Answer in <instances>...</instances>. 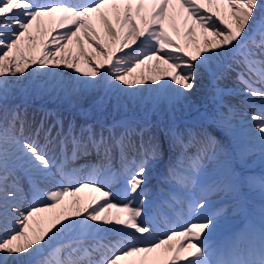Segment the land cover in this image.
Returning <instances> with one entry per match:
<instances>
[{"label":"snow or ice","instance_id":"snow-or-ice-1","mask_svg":"<svg viewBox=\"0 0 264 264\" xmlns=\"http://www.w3.org/2000/svg\"><path fill=\"white\" fill-rule=\"evenodd\" d=\"M221 68L239 88L220 86ZM205 75L213 99L247 98L250 145L175 126L145 140L126 120L101 119L113 98L117 109L142 101L146 89L134 86L148 79L153 98L180 104ZM16 89L62 91L85 122L47 125L46 114L25 136L8 107ZM229 117L219 123L235 134ZM165 149L166 187L149 201ZM257 151L264 160V0H0V264H264V175L233 165V152L243 164ZM209 166L222 179H202ZM243 186L262 197L258 219L215 239L226 209L209 196L239 207Z\"/></svg>","mask_w":264,"mask_h":264},{"label":"rangeland","instance_id":"rangeland-1","mask_svg":"<svg viewBox=\"0 0 264 264\" xmlns=\"http://www.w3.org/2000/svg\"><path fill=\"white\" fill-rule=\"evenodd\" d=\"M49 67H52V66H49ZM68 71H66L65 69V73H68L70 71V69H67ZM140 71H144L146 74L148 72L147 68H142V69H138L137 70V74L140 72ZM75 75H78V74H75ZM65 80H67V76L64 77ZM207 82H206V79L204 80V86H206ZM236 87H234V89H237L240 87V85L236 84L235 85ZM137 88H144L146 89V91L144 92V96H143V100L142 101H138L140 106L139 107H134V108H131L130 106H127L125 105L124 109H122V114H117V116L113 117V119H111L112 121L115 119V120H126V121H129V120H137L138 123H142V125H145L146 123L150 122L147 120L145 121H142V118H143V114H151L152 111L156 112V114H158V118H153L151 121L152 122H156L157 125L155 126L156 127V135L155 136H158L160 137L161 140H164V132L165 130L170 127L171 124H173V122H170L173 120V117L174 116L176 118V121H182L180 122L179 124L176 125V128L178 130H185L187 132V130H191L194 134L195 133H199L201 130H203V128H201L198 124H190V123H195V122H198V116L197 114H192L190 115L188 118H186L185 120H183V115L186 114V113H189V112H192L193 110L197 109V108H202L205 110H207V113L208 114H212L213 116H218V119L221 117V118H224V117H229V108H233V109H236L237 108V112L238 114L236 116H231L229 117L230 119V123L232 125H234V129L235 130H238L237 132V135L234 136L233 132H230V131H227L225 130L223 127H220L219 125L217 124H213L211 123L210 120H208L207 122L208 123H204V129H207L209 132H211V126H213L215 128L216 131H219V133L223 136L221 137L220 135H214L215 137L218 138L219 140V137H220V141L222 143H227V144H233V145H236V146H239V143L241 142V138H239L240 136L243 135V133L247 130H251V125H248V124H245V120H243L242 116H238V115H241V114H244L245 113V110L239 106V105H235V103H237L236 101L234 100H230L231 102V106L228 107V106H219V107H216V104H215V101H213V97H207L205 101H202V102H198V98L193 101V102H189L186 106L184 105L181 109H177L176 111H174V113L170 112V104H175V103H170L168 102V104H166V98L164 97H159V98H153L151 96V94L147 91L148 88H155V84H153L152 80L151 79H148L144 82L143 85H136ZM203 88V84L202 82H200V80H197L196 81V87L191 90V93L195 94L197 97H199V95L201 94V90ZM50 95H53L55 97H58V98H67L65 96V94L62 92V91H47ZM210 91H208L209 93ZM96 95H98L96 93ZM90 103V101L86 102V104ZM84 104V106L86 105ZM12 106V108H18L19 112L21 113V116L23 118H25V125L27 123H31L34 125V118L31 116V113L33 111V107H39V108H50V104L47 103V102H42L40 101L39 98H36L34 95H33V92H30V96L29 98L27 99V103H24V107L22 108H19L18 106L16 105H10ZM59 108H62L63 106L62 105H59L58 106ZM69 109V108H68ZM239 109V110H238ZM124 110V111H123ZM75 111L77 112H80L79 111V107L78 108H75ZM141 113H140V112ZM80 118H85L84 116L80 115ZM90 119V118H89ZM204 119V117H203ZM95 120V118H94ZM103 120V123L108 125V124H111V122H109L110 120H107L106 118L105 119H102ZM168 120V121H167ZM188 121V122H186ZM216 121H218L216 119ZM167 124V125H165ZM170 124V125H168ZM191 127V128H190ZM210 129V130H209ZM152 133H154V131H152ZM231 137V139H230ZM239 138V140L237 142L234 141V138ZM236 155V152H233V156ZM250 155L246 158V161L244 162V164H248V159H249ZM173 159V154H170L169 156V161L171 162ZM207 163V162H206ZM245 176H248L247 174H245ZM246 188H249L247 186H244ZM250 193H253L255 192V190L253 189H250Z\"/></svg>","mask_w":264,"mask_h":264},{"label":"bare ground","instance_id":"bare-ground-1","mask_svg":"<svg viewBox=\"0 0 264 264\" xmlns=\"http://www.w3.org/2000/svg\"><path fill=\"white\" fill-rule=\"evenodd\" d=\"M175 38V37H174ZM67 70V69H66ZM63 71H65V69H63ZM220 71H221V69H220ZM70 72H72V70H70ZM69 73V72H68ZM78 75H80V74H78ZM199 78V77H198ZM81 79H88V78H86V77H83V76H81ZM201 79H206V82H209L208 81V77H206V75L203 77V78H201ZM221 82V81H220ZM19 90L18 89H16V90H14V92H13V95L10 97V99H12V100H14V101H16L15 99H17V97H18V95H19ZM98 95H100V94H102V90H99V91H97L96 92ZM33 95L35 96V97H38L41 101H47V102H53V103H57V104H63V105H72L73 106V104L69 101V99L68 98H55L54 96H52V95H50L47 91H44V92H40V91H36V92H33ZM197 99V97L192 93L191 94V98H190V100H188L187 102H184V103H180V104H170L169 106H170V112L172 113H174V111H176L177 109H181L184 105L186 106L189 102H193V101H195ZM168 100L166 99V104H168ZM117 103V101H116V99L115 98H113L112 100H111V102L108 104V108H107V110H106V112L104 113V115H103V117L101 118V119H111V118H113V117H115V116H117V114L119 115V114H122V109H124L125 107V105H128V106H130L131 108H134V107H139L140 106V104H139V102H129V101H127L126 99H124V102L120 105V107L117 109V108H115V107H113V105H115ZM85 104H86V102H85ZM14 105H16V106H18L19 108H22V107H24V102H22V101H20V102H17L16 104H14ZM8 107L9 108H12V106H10V104H8ZM78 107V106H77ZM88 107V104H86V106H85V108H87ZM243 107V106H242ZM247 107V106H246ZM243 107L247 112H245L243 115H242V118H243V120H245V119H251V114H252V111H253V109L252 108H249V107ZM16 108V107H15ZM251 109V110H250ZM124 111V110H123ZM39 112L42 114V117L43 118H45V116H46V114H47V116L48 115H52V117H53V120L55 121L57 118H59L60 120H61V117L63 116V115H70V116H72V117H76V114H70V113H68L67 111H65V110H58V109H55V111L53 110V109H51V110H43V109H40L39 110ZM197 113H200L198 110L194 113V114H197ZM35 110H33L32 111V113H31V116L33 117V118H35L34 116H35ZM89 118H91V119H93V118H95V114H93L91 117H89ZM207 118L208 119H211L212 121H213V123H215V124H219L220 125V123H219V121L221 120V118H217V116H214V117H212V116H210V115H208L207 116ZM25 119V118H24ZM216 119L218 120V121H216ZM36 120V119H35ZM76 122V124H77V127H79V125H80V122L79 121H75ZM39 121H37V122H35V125H34V128H36L38 125H39ZM199 126L201 127V128H203L204 129V125H203V123L202 122H200L199 123ZM191 128V127H190ZM233 128H234V125H233ZM141 129H143L144 130V132H143V135H144V139L145 140H147L148 139V137L149 136H151V135H156V127L154 126V125H149V126H145V127H142ZM140 129V130H141ZM139 130V131H140ZM210 130V129H209ZM152 131H154V133H152ZM238 130H235V132H237ZM248 131H250V130H247L246 132H248ZM239 132V131H238ZM25 136H28V134L25 132ZM158 137V136H157ZM91 159H93V157L91 158ZM259 160V159H258ZM264 161V160H263ZM212 168H214V167H209L208 169H207V171H206V173L205 174H208L209 173V171H211L212 170ZM212 171H214V172H218V170L216 169V170H212ZM164 173H162L161 175H163ZM225 195V194H224ZM257 197H261V195H260V193H256L255 194ZM220 206H224V204H219V205H216L215 207H220ZM225 208H226V206H225ZM228 212H230V211H228ZM226 220V219H225ZM237 221V218H234V217H230V219L228 220V222H223L222 224H220V227H219V229H218V232H217V235L218 234H220V233H224L225 234V228L228 226V225H230V224H233V223H235ZM224 224V225H223ZM227 237H230V235H226ZM227 237H225V239L224 240H226L227 239ZM217 240H219L218 238H217Z\"/></svg>","mask_w":264,"mask_h":264}]
</instances>
